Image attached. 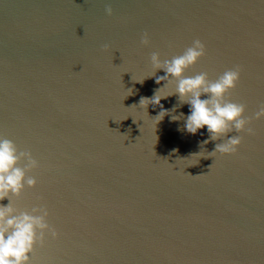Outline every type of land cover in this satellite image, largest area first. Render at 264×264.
<instances>
[{
    "label": "water",
    "instance_id": "obj_1",
    "mask_svg": "<svg viewBox=\"0 0 264 264\" xmlns=\"http://www.w3.org/2000/svg\"><path fill=\"white\" fill-rule=\"evenodd\" d=\"M196 39L207 55L186 76L242 69L226 98L247 105L255 134L235 154L214 152L235 130L209 140L170 119L187 103L160 121V105L140 104L166 83L152 53ZM262 102L264 0H0V135L40 162L13 199L46 206L60 233L32 264H264Z\"/></svg>",
    "mask_w": 264,
    "mask_h": 264
},
{
    "label": "clouds",
    "instance_id": "obj_2",
    "mask_svg": "<svg viewBox=\"0 0 264 264\" xmlns=\"http://www.w3.org/2000/svg\"><path fill=\"white\" fill-rule=\"evenodd\" d=\"M106 11L108 15L112 14L110 3L107 4ZM142 42L145 45L150 43L147 33ZM206 55L207 46L200 39H196L182 55L171 59H162L159 52H153L151 64L155 72L151 76H156L158 69H164L166 75L157 76L156 80L157 83L161 81L166 83L164 87L156 90L152 97H142L140 104L146 110L149 104L160 105L162 110L156 116L160 121L170 111L175 112L176 107L187 103L190 111L186 116L181 113L172 115L170 119L176 121L183 118L185 123L181 130L193 135L207 126L209 140H217L235 130L238 134L217 144L214 151L223 155L235 154L243 143L240 133L255 134V129L251 126L253 116L245 115L247 105L226 98L238 86L242 69L240 66L228 69L215 80L209 79L207 72L186 76V70L196 65ZM174 78L175 91L161 95V90L173 83ZM138 81L142 83L144 80ZM175 93L179 94L180 104L171 110L164 109L161 104L162 98ZM254 118L264 120V102L259 105ZM206 143L208 140L202 141V144ZM22 161L27 163L21 166ZM39 167L40 162L30 151L20 150L13 140L0 135V264H32V254L37 244L42 246L48 233L55 238L60 235L48 222L50 213L46 206L36 207L31 211L21 210L13 199L23 194L26 185L36 187L38 180L28 173ZM6 198L10 199L7 205L2 203Z\"/></svg>",
    "mask_w": 264,
    "mask_h": 264
}]
</instances>
